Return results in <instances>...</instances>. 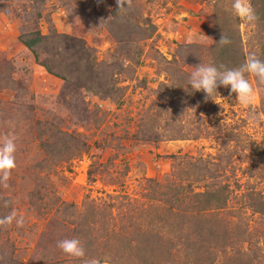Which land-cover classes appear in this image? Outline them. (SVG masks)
I'll return each mask as SVG.
<instances>
[{"label": "rangeland", "instance_id": "374dc122", "mask_svg": "<svg viewBox=\"0 0 264 264\" xmlns=\"http://www.w3.org/2000/svg\"><path fill=\"white\" fill-rule=\"evenodd\" d=\"M232 3L133 0L123 19L116 0H0V137L17 146L0 216L25 217L0 230V264H83L57 246L66 238L100 264H133L124 258L142 251L117 240L126 233L164 237L165 264H264V121L250 123L253 109L229 88L214 101L189 85L211 62L199 57L217 42L213 17ZM255 11V27L233 13L247 55L263 42ZM38 35L34 49L23 43ZM249 79L264 112V85ZM192 188L208 190L210 218L185 253L171 227ZM166 219L155 238L147 224ZM217 223L228 238L217 243L221 227L199 250Z\"/></svg>", "mask_w": 264, "mask_h": 264}, {"label": "clouds", "instance_id": "9594fccd", "mask_svg": "<svg viewBox=\"0 0 264 264\" xmlns=\"http://www.w3.org/2000/svg\"><path fill=\"white\" fill-rule=\"evenodd\" d=\"M116 3L118 12H126L133 7V0H116ZM232 10L241 21L250 27H255L258 16L251 0H233ZM229 43H231L230 39L222 33L218 44ZM249 77H255L258 84L264 85V60L255 53H249L244 63L236 68H225L224 65L218 68L213 64L200 63L190 73L189 85L194 91L205 93V100L214 101H216L215 97L220 95L218 92L220 87L229 88L231 93L236 95L238 104L253 109L249 118L250 123L258 124L264 121V112L255 111L258 89L253 86ZM16 152L14 137L7 135L0 137V185L4 188L9 187L10 177L17 168ZM11 203L5 200L3 207L8 208ZM13 223L20 228L25 225V217L18 215L15 208H12L8 214L0 216V230H6ZM57 246L68 256L82 260L83 264H100L96 258H86V248L78 238L62 239L57 242Z\"/></svg>", "mask_w": 264, "mask_h": 264}, {"label": "trees", "instance_id": "16d2710c", "mask_svg": "<svg viewBox=\"0 0 264 264\" xmlns=\"http://www.w3.org/2000/svg\"><path fill=\"white\" fill-rule=\"evenodd\" d=\"M264 5V0L259 1ZM255 10L259 12V14L264 18V7L261 8L258 4V2H254ZM225 11L219 12L215 14L213 17L214 19V32L218 36L217 42L214 46L208 48L202 55L199 57V62L201 61V58L210 56L211 57V62L210 64L215 65L216 67H220V65H224L225 68H236L242 65L245 61V58L247 54L244 53L243 51V39L241 38V35L239 34V30L236 29L234 20H233V13L229 11L227 13V16L225 17ZM120 16L125 19L128 16V13L126 12H120ZM222 33H224L231 41V43L226 44V45H221L218 44V42L221 39ZM260 34V40L263 41L260 47V53L256 54L259 56L262 60H264V29L260 28L259 30ZM40 35L36 39H30V40H24L23 43L30 49H34L35 44L39 41ZM202 50V47L198 46L196 49V52H200ZM48 70L50 68L48 65H46ZM62 76V75H61ZM63 77V76H62ZM64 78V77H63ZM208 195L209 192L208 190L205 192H195L192 190L190 191L189 195L187 198H189V207L188 210L190 212L182 213V216H180V213H177V216L175 217V221L172 225V229H175L177 233V248L178 251L182 252L184 251L185 253L188 250H191L195 248L194 240H193L194 235L197 234L198 232L202 231L204 232L205 229V224L203 223L202 220H200V217L203 218H210V215L208 214V204L211 200H208ZM218 196V195H217ZM223 197L218 196L216 200L219 202ZM225 202V200H224ZM226 205V204H225ZM224 205V206H225ZM258 204L253 203V207H257ZM223 207V206H222ZM221 207V208H222ZM256 209V208H255ZM196 216H199L198 219H196ZM92 219H85L83 222L87 223L91 221ZM168 221V219L163 220L160 223H152V224H147L148 227H150L151 231H154L153 235H156V237L159 236V233L164 225V223ZM201 225V226H198ZM160 226V227H157ZM225 226L224 223H217V226H212L209 225L207 228L208 234L207 237L201 238L199 242L197 243L198 249L203 250V249H208L212 244V238L215 233L217 235L218 232L220 234L218 235V240H225L228 238L226 237L225 229L223 228ZM218 232H216L218 229H220ZM172 229H169L171 231H168L169 234H173L174 231ZM102 230L105 232L107 231V221L105 218L102 219ZM175 233V234H176ZM193 237V238H192ZM118 241H124V242H129L131 245L134 243L138 250H141L142 252L140 255L137 256V259L133 256H127L124 259L129 260L133 264H165L167 256L170 258L168 255L170 252L168 249H166V241L164 240V237H158V239H155V243L153 242H146L145 244H142L141 240H138L137 237L134 238L131 236V234L126 233L124 234L123 237L117 239ZM229 240V239H228ZM151 244V246H150ZM164 247V250H163ZM161 248V249H160ZM208 251V250H207ZM166 255V257L160 258V256ZM155 256L156 259L154 262L152 261V257ZM212 256V255H211ZM211 256L207 258V262L211 263ZM123 256L120 255V259H122ZM162 259V261H161ZM122 262L124 261L123 259L121 260ZM204 261V258L203 260ZM127 263V261H125Z\"/></svg>", "mask_w": 264, "mask_h": 264}]
</instances>
